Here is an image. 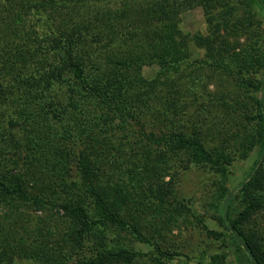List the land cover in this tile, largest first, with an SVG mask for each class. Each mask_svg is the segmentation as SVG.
<instances>
[{"label":"trees","instance_id":"obj_1","mask_svg":"<svg viewBox=\"0 0 264 264\" xmlns=\"http://www.w3.org/2000/svg\"><path fill=\"white\" fill-rule=\"evenodd\" d=\"M193 1L0 0V264L25 259L66 264L72 245L82 246L91 234L108 239L110 234L132 233L158 248L122 216L128 205L109 201L98 180L108 164L95 165L98 159H93L89 145L109 146L113 130L132 131L134 123L146 124L140 118L148 113L168 120L169 111H184L188 105L197 111L195 120L202 110L217 109L234 128L236 143L248 151L260 146L245 180L235 190L220 189L215 208L221 231L204 226L220 244L208 253L209 262L201 264H241L229 259L228 241L245 264H264V225L249 229L264 210V35L259 30H264V0L241 1L245 16L237 20L229 5L221 30L208 17L203 38L181 28V8ZM258 13L261 21L255 19ZM193 41L203 44V61L193 60ZM148 65L158 68L151 80L141 75ZM208 67L218 78L214 95L202 75ZM222 74L233 80L231 89L221 85ZM153 134L141 137L153 143ZM163 140H168L170 152L186 151L192 163H217V149H205L197 127L191 135L169 131L155 144ZM78 145L86 151L75 164L79 180H73V149ZM144 146L142 156L152 152ZM138 161L129 156L111 164L116 173L124 166L137 169L140 188ZM162 163L165 170L170 168L169 159ZM225 170L220 169L223 176ZM234 198H241L244 206L236 217L229 210ZM124 201L129 210L131 204L143 213L153 208L144 191L134 198L128 193ZM27 208L55 211L53 220L63 219L72 244L69 251L62 241H55L53 248L31 240ZM140 256L111 246L82 264L129 263Z\"/></svg>","mask_w":264,"mask_h":264},{"label":"rangeland","instance_id":"obj_2","mask_svg":"<svg viewBox=\"0 0 264 264\" xmlns=\"http://www.w3.org/2000/svg\"><path fill=\"white\" fill-rule=\"evenodd\" d=\"M241 1L243 0H194L192 4H185L179 14L182 31L198 38L205 37L208 34V17H211L215 24L220 26V30L224 29L222 28L223 16H226L229 5L236 11L234 20L245 16V11L239 6ZM255 19L261 21L260 13ZM259 30L264 35V30L262 31L261 27ZM203 47L200 42H191L193 60L202 59L203 61L206 58ZM157 69L155 65L144 66L141 75L145 79L151 80L155 78ZM213 69L211 67L202 69L204 80L210 83L208 89L209 94L212 95L217 92L215 84H219L216 72L212 71ZM230 81L233 80L222 74V86L226 84L227 88L231 89ZM192 113L193 117L191 116ZM196 113L197 111L192 105H188L184 111L179 109L169 111L168 120H165L160 114L150 115L151 113H148L145 114L147 118H140L146 124L142 125L138 121L133 124L132 131H124L118 128L116 131L113 130V135L109 132L112 140L109 146L103 145L99 148L95 142H91L89 145L93 159H98L97 162L95 161V165L98 166L100 162L108 164L107 167L104 165V173L100 171L98 180L102 181L101 186L105 188L109 201L113 204L118 202L128 205L122 208V216L131 224H136L143 235L154 241L158 248H154L152 244L141 240L136 234L125 232L118 235L110 234L108 239L98 238L95 234H91L85 239L82 246L74 247L65 236L66 225L63 219L54 221L51 217L52 214H56L55 211L53 213L45 211L46 213H44L38 209L27 208L26 214L31 218L30 230L34 231L31 240L36 239L44 246L48 245L53 248L57 246L54 243L55 241H62V247L66 251H69L72 245L70 252L73 255L72 258H67L66 264H82V261L95 259L98 252L110 249L111 246L141 253V256L133 262L128 263L122 260L115 264L208 263V253L215 251L220 242L211 238L206 233L204 226L221 231L217 221L218 211L215 208L217 199L221 195L220 189L227 187L230 190H235L245 180L254 162L259 158L260 146L258 144L253 150L248 151L241 144L236 143L234 128L226 124L227 119L223 118L217 109H214L213 112L202 110L200 120L194 119ZM240 113L238 106H235V116L239 117ZM231 114L233 115V113ZM135 117H137V114H135ZM158 121L162 122L156 124V127L151 130L149 124ZM193 127H197L200 132L206 150L217 149L216 152L218 153L213 155L217 163H192L186 151L170 152L168 140L159 141L158 144H155L163 134L172 130H183L187 135H191ZM152 131L155 132L153 134L155 140L150 143L147 138L150 139ZM142 134L146 135L147 138H142ZM141 145L147 146L152 152L142 156L143 149L140 148ZM83 151H86L83 145H78L73 149V159L75 161L72 164L73 180H79L76 174L79 175L80 173L75 164L82 156ZM220 155H223V158H220ZM129 156L134 157L135 160L139 159L140 166L138 169L140 173H143V179H140V182H142L140 188L137 180L141 174H137V169L132 172L124 166L121 173L120 170L117 173L113 171L111 162L116 166L117 161L122 162ZM166 158L169 159L170 168L165 170L162 162ZM223 159H226L225 164H219ZM223 168L226 169L224 176L220 172V169ZM142 191L152 200L154 209H147L143 213L142 211L139 212L133 206L134 204H131L129 210V204L124 201L126 195L133 193L134 198L137 192ZM161 192L163 200L160 199ZM121 200L123 201L121 202ZM243 207L241 198H234L230 201L229 210L234 217L244 209ZM263 225L264 210L255 215L249 229L260 230ZM228 244L229 259L235 263L245 264V260L238 253L235 244L232 241H228ZM18 264L38 263L35 260L25 259L19 261Z\"/></svg>","mask_w":264,"mask_h":264}]
</instances>
